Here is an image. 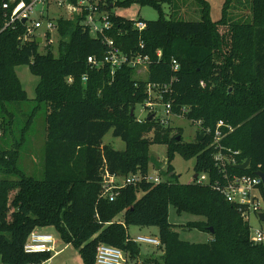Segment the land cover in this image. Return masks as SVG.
<instances>
[{"label": "trees", "instance_id": "1", "mask_svg": "<svg viewBox=\"0 0 264 264\" xmlns=\"http://www.w3.org/2000/svg\"><path fill=\"white\" fill-rule=\"evenodd\" d=\"M194 1L199 20L174 18L177 0H116L121 7L138 2L159 10V17L152 20L112 14L113 28L108 32L122 53L149 57L146 79L136 78L137 69L127 64L113 75L108 63L91 67L88 57L103 58L108 46L76 20L59 22L60 41L53 44L57 56L52 45L24 41L23 21L0 33V143L12 140L6 148L0 144V172L17 177H0L3 264H41L51 258L52 252L24 249L31 232L47 226L75 245L85 264H95L100 244L122 249L129 262L138 264L141 247L129 234L131 225L158 227L155 236L163 252L161 260L149 258L153 264H264V244L250 240L249 221L238 207L210 185L176 181L172 163L178 152L196 158L195 174L218 176L211 144L216 123L224 120L234 130L222 144L239 152V163L250 158L248 168L231 165L229 171L253 176L264 171V0H225L218 20L211 18L208 0ZM162 2L172 6L170 17ZM139 20L147 23L142 31L135 27ZM42 46L45 52L40 51ZM172 59L179 62L178 71L172 69ZM20 65H28L39 76L36 111L47 108L44 175L39 179L17 164L36 113L24 112L22 104L29 98L16 72ZM173 77L177 78L173 92L165 100L171 99L174 112L186 107L190 119L201 121L191 142L183 141L181 127L171 136L170 125L150 116L140 122L136 115L137 104L148 98L147 85L169 83ZM201 81L207 83L203 86ZM110 130L125 142L124 149L104 142ZM152 143L168 144L162 181L127 184L114 200L101 196L106 174H147ZM261 193L264 199V186ZM171 205L178 214L203 217L187 226L212 228V240L181 239L169 219Z\"/></svg>", "mask_w": 264, "mask_h": 264}, {"label": "built area", "instance_id": "2", "mask_svg": "<svg viewBox=\"0 0 264 264\" xmlns=\"http://www.w3.org/2000/svg\"><path fill=\"white\" fill-rule=\"evenodd\" d=\"M115 5L116 0H30L29 2L5 0L0 7V33L8 27H15L17 22L23 21L26 24V31L22 36L24 41L41 38V44L53 45L60 41L59 22L61 20H76L87 28L94 37L101 38L102 42L108 46V52L103 58L88 57L91 67L99 68L108 63L111 66L112 75L124 64L136 68L137 71H141L142 68L148 69V56L122 53L108 35V32L113 28L112 14L116 15L113 11ZM146 26L147 23L143 20L135 22V27L140 31ZM158 55L161 56L160 50ZM171 66L174 71L180 69V64L176 59H172ZM83 79L86 80L87 76H84ZM176 79V77L171 78L169 83H149L147 85L148 98L142 104L147 116L158 119L165 125L170 122L173 115H180L174 112L171 99L165 100V95L170 96L172 94V85ZM201 85L204 86L205 82L201 81ZM146 117L137 116L140 122ZM194 123L199 129L201 121L195 120ZM233 130L234 127L224 120H219L216 123L211 146L214 147L213 160L219 175L213 177L211 173L203 172L198 175L197 182L210 185L221 192L230 203L238 207L242 216L249 221V225L253 215L264 222V219L260 217V214L264 213V199L261 193V186H264L263 179L257 174L253 176L229 171V166L232 165L236 168L237 164L244 162L239 163L238 151L233 152L222 144V139ZM206 132H211V128H206ZM118 178H123L124 185L137 184L142 181L153 183L162 181V177L158 174L150 175L148 172L144 175L139 171L127 177L106 174L104 178L106 190L103 191L102 196H107L110 200L116 198L119 190H116L114 182ZM251 229L250 225V240L253 243L264 244V228ZM134 241L146 242L156 246L161 245V240L158 237L148 235H138ZM24 249L27 253H53L56 250V240L53 235L35 229L31 232ZM95 264L135 263L129 262L122 249L108 244H100L97 247Z\"/></svg>", "mask_w": 264, "mask_h": 264}, {"label": "rangeland", "instance_id": "3", "mask_svg": "<svg viewBox=\"0 0 264 264\" xmlns=\"http://www.w3.org/2000/svg\"><path fill=\"white\" fill-rule=\"evenodd\" d=\"M211 4V18L212 20H218L222 14V6L225 0H208ZM179 4V10L174 15L176 19H184V20H199L201 18L200 9L194 0H177ZM163 11L166 14V17H170L172 15V6L169 5L168 2H162ZM114 13L120 16H124L128 19H137L142 17L147 20L157 19L159 17V10L150 5H142L138 2L132 3L129 7H121L115 5L113 8ZM248 8L244 9L242 13H247ZM236 13H240L239 9H236ZM250 12L248 13V15ZM36 15V12H35ZM41 52H45L43 46L39 48ZM52 53L57 56L59 51L57 48L51 46ZM17 75L23 84L24 89L27 92L28 100L23 103L24 112L30 113L32 111H36L35 107L37 102L36 98V86L39 82V76L34 74L28 65H20L16 67ZM148 75L147 68L141 71L135 72V77L140 79H146ZM207 83V82H205ZM212 84L211 86H213ZM146 102V101H145ZM144 102V103H145ZM144 105L141 103L137 104L136 115L140 118L146 117L147 112L143 108ZM188 109L186 107H182L179 112L180 115H173L170 119V122L167 125L172 127L170 135L173 136L178 132V128L181 127L183 129V141L191 142L195 140L197 126L195 125L193 119H190V116L187 115ZM22 111H19V118L21 117ZM186 113V114H185ZM46 114L47 108L44 106L38 108L36 111L28 133L26 134V144L21 148V151L18 155L17 164L21 167L27 175H33L36 178H43L44 175V158H45V142L47 139V122H46ZM23 118V117H22ZM24 120L26 118H23ZM2 132V131H1ZM0 132V135H1ZM12 135L10 134L9 137ZM180 136V135H179ZM178 136V137H179ZM2 137V136H0ZM20 138V135H17V138ZM181 138V136H180ZM1 139V138H0ZM9 139V138H8ZM14 142V140H13ZM104 142L111 144L116 149H124L125 142L119 138L115 137L110 130L104 137ZM10 143L12 140L10 139ZM10 143H0L3 144L4 148L8 147ZM167 151L168 144L166 143H152L149 147V154L151 155L152 161L149 165L148 173L150 175L158 174L163 178L164 173L167 171ZM195 157L186 158L182 156L180 153H176L175 157L172 161L176 177L175 180L180 183H188V182H197L198 175L195 174L194 166H195ZM157 163V164H155ZM194 174L197 175L194 177ZM166 176V175H165ZM0 177H9L11 179L17 178L15 175H8L0 172ZM198 183V182H197ZM105 182L103 181L101 184L102 191L101 196L106 188L104 187ZM114 185L116 190L122 189L125 185L123 184V178H118L115 180ZM141 195V194H139ZM121 215V214H120ZM203 217L190 214V213H182L178 214L176 209L171 205L169 208V219L175 225V229L179 232L180 238L183 240H187L195 243H204L207 242L208 237L211 236V232L200 230L197 228H189L187 223L190 221H195L202 219ZM251 230L256 228H264V222L257 219L255 215L250 218ZM40 229V228H36ZM41 230V229H40ZM43 232L49 233L53 235L56 240V248L57 250H61V252L55 258H49V262L47 264H85L79 252V249L73 245H67L62 238L60 237L57 229L53 226H47L42 229ZM129 234L131 238L134 240L138 235H148L154 236L159 234V229L157 226H144L139 227L136 225H131L129 227ZM141 247V255L139 257L138 264H153L149 258H158L161 260L160 256L163 252V247H158L154 244H149L146 242H139ZM148 259V260H147ZM0 264L2 263L0 257ZM41 264H46L42 262Z\"/></svg>", "mask_w": 264, "mask_h": 264}, {"label": "water", "instance_id": "4", "mask_svg": "<svg viewBox=\"0 0 264 264\" xmlns=\"http://www.w3.org/2000/svg\"><path fill=\"white\" fill-rule=\"evenodd\" d=\"M41 40H42L41 38H38L37 41L41 42ZM133 112H134V110L132 109L131 113L133 114ZM150 118H151V116H150ZM177 139H180V136L177 137ZM249 164H250V158H247L244 162H242L240 164H237L236 168L243 170V169H246L249 166ZM256 174L259 175L263 179V183H264V171L258 170L256 172ZM196 176L197 175H195L194 177H196ZM260 217H261V219H264V213H261ZM210 231H211V233H213V229L212 228H210Z\"/></svg>", "mask_w": 264, "mask_h": 264}, {"label": "crops", "instance_id": "5", "mask_svg": "<svg viewBox=\"0 0 264 264\" xmlns=\"http://www.w3.org/2000/svg\"><path fill=\"white\" fill-rule=\"evenodd\" d=\"M194 176H195V174H194ZM41 230L43 229V228H40ZM129 231V230H128ZM210 232V231H209ZM209 240H212V233H211V236L210 237H208V240L207 241H209ZM67 245H70V244H67ZM61 252V250L59 251V250H57V248H56V250L52 253V256H51V258H55V257H57V255L59 254ZM50 258V259H51ZM50 259H48L47 261H46V264L49 262V260ZM139 260V259H138ZM139 262V261H138ZM140 264V263H139Z\"/></svg>", "mask_w": 264, "mask_h": 264}]
</instances>
